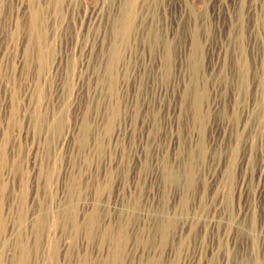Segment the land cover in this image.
<instances>
[{
  "label": "rangeland",
  "instance_id": "rangeland-1",
  "mask_svg": "<svg viewBox=\"0 0 264 264\" xmlns=\"http://www.w3.org/2000/svg\"><path fill=\"white\" fill-rule=\"evenodd\" d=\"M128 1L0 0L4 264H264V0Z\"/></svg>",
  "mask_w": 264,
  "mask_h": 264
},
{
  "label": "bare ground",
  "instance_id": "bare-ground-1",
  "mask_svg": "<svg viewBox=\"0 0 264 264\" xmlns=\"http://www.w3.org/2000/svg\"><path fill=\"white\" fill-rule=\"evenodd\" d=\"M131 2H132V0H129L128 3H126L127 6L126 7L124 6L125 9L122 12L123 15L120 17L118 26L114 30L116 35H121L122 37L127 36L126 34L131 27L130 26L131 16L134 14V13L131 14L132 10H130L131 4L133 3V2L132 3ZM41 13H42V11L39 8H34L31 11L30 24H29L30 38H29V45L27 47L28 48L27 50L29 52V49L32 46L37 47L38 58L41 60V62H43V60L45 59V50L43 47L44 45L42 46V44H44L43 43V38H44L43 31L44 30H41V27L39 25ZM118 37H120V36H118ZM124 41H125V39H124ZM117 53L118 52H116V50L113 48L111 51L110 60H108L109 61L108 62V70L109 71L113 70L114 63L117 60V58H119L117 56ZM112 78H113V76H112ZM111 80L113 81V79H111ZM111 80L109 78V81H111ZM172 176L173 175H171V177ZM1 217L2 216H0V228L2 227ZM56 219H58V217ZM31 250H33V249H31ZM69 252H71V249H67L65 251V254L68 255ZM79 252H81V253H79ZM79 252L76 251L77 256L75 255L76 257L73 259V261L69 262L70 264H116L117 255L115 256V254L113 252L108 253L106 255V257H104V258H94L92 256V254H91L92 252L89 248H85L84 250L79 251ZM59 254H60V249H59L58 245L56 244V242L54 240H51V243L49 245H47L46 247H44V246L43 247H41V246L36 247L37 259L34 261L33 264H60ZM29 255H30V248L22 247V249L19 252L17 263L16 262L15 263L16 264H29L28 263ZM65 257H68V256H65ZM72 257L70 256V258H72ZM0 264H4V261L1 257V255H0Z\"/></svg>",
  "mask_w": 264,
  "mask_h": 264
}]
</instances>
